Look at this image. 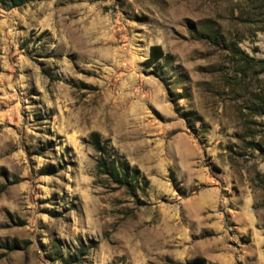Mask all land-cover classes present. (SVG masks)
I'll return each mask as SVG.
<instances>
[{
  "label": "rangeland",
  "instance_id": "1",
  "mask_svg": "<svg viewBox=\"0 0 264 264\" xmlns=\"http://www.w3.org/2000/svg\"><path fill=\"white\" fill-rule=\"evenodd\" d=\"M92 132L144 190L96 174ZM79 247L264 264V0L0 1V264Z\"/></svg>",
  "mask_w": 264,
  "mask_h": 264
},
{
  "label": "trees",
  "instance_id": "2",
  "mask_svg": "<svg viewBox=\"0 0 264 264\" xmlns=\"http://www.w3.org/2000/svg\"><path fill=\"white\" fill-rule=\"evenodd\" d=\"M2 4L9 7L21 6L28 0H0ZM163 56V51L159 45H152L149 50V57L145 60L146 67L151 66ZM86 142L96 152L95 172L99 176H105L114 188H124L130 196H136L137 189L144 190L147 181L136 167H131L124 160H120L116 150L109 143L108 139H101L100 135L92 132ZM53 166H46L42 169L43 174H52ZM143 181L142 187L140 182ZM175 181V178L173 179ZM9 249H14V245H10ZM84 250L82 247L77 248L72 254L61 258L62 264H72L79 262Z\"/></svg>",
  "mask_w": 264,
  "mask_h": 264
}]
</instances>
